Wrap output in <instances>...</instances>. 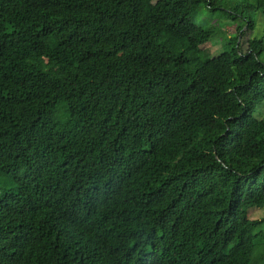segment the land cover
<instances>
[{"label": "trees", "instance_id": "trees-1", "mask_svg": "<svg viewBox=\"0 0 264 264\" xmlns=\"http://www.w3.org/2000/svg\"><path fill=\"white\" fill-rule=\"evenodd\" d=\"M203 9L242 21L215 55ZM250 13L264 0H0V264H264Z\"/></svg>", "mask_w": 264, "mask_h": 264}, {"label": "rangeland", "instance_id": "rangeland-1", "mask_svg": "<svg viewBox=\"0 0 264 264\" xmlns=\"http://www.w3.org/2000/svg\"><path fill=\"white\" fill-rule=\"evenodd\" d=\"M224 1V0H223ZM240 0H234V3L238 2ZM207 10L203 9L200 10L198 13V16L195 17L194 22L197 24H211L213 26H217L219 29L218 34L216 33L215 36L212 38V40L207 43L206 47L209 48L210 51L208 55H215L216 52L218 51L217 49L220 47L222 44V39H224L225 36H227L230 33H236V29L238 25L242 24L240 16L235 19L234 24L233 23H227L224 21V18L221 16V12H216L212 14L214 16L213 19H210ZM245 19H247V24H253V29H251L250 36L251 37H260L264 36V22L262 16L258 13H250V14H245ZM246 25L243 26L242 31L246 28ZM217 29V30H218ZM241 38V36H240ZM257 118H264V106L259 107L257 109L256 113ZM5 188V185H2L0 183V191L2 192ZM248 218L250 220H255V219H263L264 220V207L262 208H252L248 210ZM260 230H264V224L262 226H259L254 232L257 233ZM256 245V255L264 253V238L262 239H256L255 241Z\"/></svg>", "mask_w": 264, "mask_h": 264}]
</instances>
